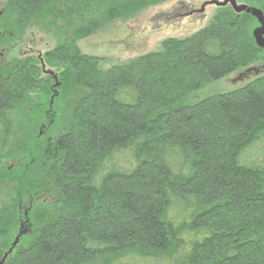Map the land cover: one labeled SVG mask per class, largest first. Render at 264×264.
I'll return each mask as SVG.
<instances>
[{"label":"trees","instance_id":"16d2710c","mask_svg":"<svg viewBox=\"0 0 264 264\" xmlns=\"http://www.w3.org/2000/svg\"><path fill=\"white\" fill-rule=\"evenodd\" d=\"M168 1L0 0V37L58 36L61 22L76 42ZM238 1L264 12V0ZM258 25L217 8L191 36L108 69L64 39L41 54L57 80L39 55L0 56V171L21 163V191L0 209V264H264V73L197 97L264 62ZM43 122L61 127L41 139ZM48 193L33 237L13 240L21 206Z\"/></svg>","mask_w":264,"mask_h":264},{"label":"rangeland","instance_id":"374dc122","mask_svg":"<svg viewBox=\"0 0 264 264\" xmlns=\"http://www.w3.org/2000/svg\"><path fill=\"white\" fill-rule=\"evenodd\" d=\"M205 1L207 0H170L164 4L152 6L143 11L136 12L127 19L116 20L106 24L93 35L83 37L76 42L73 40L71 27L62 28L61 22L58 23L61 28L58 36L44 31L35 33V30L27 31L24 35L20 36L22 38L21 40L9 41L7 38H1V36L0 56L3 61H9L17 57L23 58L28 54H33L37 58L38 55L40 57V54H44L48 50L55 48L57 44L64 42L65 39L68 42L76 43L81 53L98 57L101 61V67L108 69L114 65L129 62L139 56L159 51L163 41L169 38L183 39L206 27L217 12V8L214 6L208 7L206 14L196 19L194 17H189L186 19L167 21L164 18H159L162 17L163 14L172 13L174 10L199 9ZM4 7V3H0V14L4 12ZM2 26L3 18L2 15H0V28H2ZM263 65L264 62L253 65L250 68L257 66L262 67ZM246 71L247 69H243L232 74L226 79L208 87L205 91L199 93L197 97L203 99L201 97L206 96V94L227 92L238 88L256 76V73L251 72L250 74L252 75L250 80L246 79V76L242 77L243 74H246ZM53 84L55 85V83ZM55 91L56 89H53V96H51L49 100L53 106L48 109V112L56 110L58 115L62 106L60 105L61 101H59V94L55 95ZM37 102H39V99H37ZM23 114L22 112L13 115L15 124L12 129L13 133L16 130L15 127L19 126L20 123L23 124V126L27 125L28 121L25 120L23 117L25 115ZM44 123L45 122L41 123L36 130L37 137L41 139L54 137L56 131L61 127L60 125L59 128L54 130V128H52L53 126L47 123L46 125L48 128H44ZM53 133L55 134L54 136ZM16 138L17 137H15L14 140ZM19 166H21V163L16 159H9V161H5L3 164V170L1 169L0 171V209H2L5 204H10L20 190V179L18 178ZM42 199L40 203H35V200L31 199L21 206V214L25 216L23 220H21L17 236L13 240L19 241L21 235L29 239L33 237L37 221L46 212V205L50 207L53 202L52 196H50L49 193L45 194ZM35 205H37L38 210L40 209L44 213H40V215L35 214L33 216L32 209L36 207ZM2 239L3 236L2 233H0V243ZM21 245L24 246L25 241H20L17 249L20 248ZM3 256L5 255H2V259L4 258Z\"/></svg>","mask_w":264,"mask_h":264},{"label":"water","instance_id":"95a60500","mask_svg":"<svg viewBox=\"0 0 264 264\" xmlns=\"http://www.w3.org/2000/svg\"><path fill=\"white\" fill-rule=\"evenodd\" d=\"M214 6L216 8H226L231 7L234 12L238 15L246 13L255 18L258 22V27L253 31V38L256 42V45L259 49L264 51V12L256 7H250L247 4L240 3L238 0H207L205 1L199 9L186 10L182 14L174 17L180 19H186L189 17H194L195 19L204 16L208 7ZM161 19V18H160ZM259 37V38H258ZM41 55V54H40ZM42 55L39 57L41 61L42 70L47 75L55 76V73L52 70L46 69L44 61L41 59ZM252 72L258 71L257 68H254ZM251 70H247L246 74H243L242 77H245L247 74H250ZM56 77V76H55ZM57 80V77L55 78ZM16 243L14 244V246Z\"/></svg>","mask_w":264,"mask_h":264},{"label":"flooded vegetation","instance_id":"af4514ba","mask_svg":"<svg viewBox=\"0 0 264 264\" xmlns=\"http://www.w3.org/2000/svg\"><path fill=\"white\" fill-rule=\"evenodd\" d=\"M187 9H184V10H174L172 13H167V14H163L162 15V17H159V18H164V19H166L167 21H170V20H178V19H180V18H175L174 19V17H176V16H178V15H180V14H182L184 11H186ZM188 10H191V9H188ZM193 17V16H192ZM254 68H257V70L258 71H256V75H259L260 73H264V65L262 66V67H252V68H249L250 70H251V72L253 71V70H255ZM249 69H247V70H249ZM44 73V72H43ZM254 73H255V71H254ZM251 75L252 74H247L246 75V79H249L250 80V78H251ZM43 127L45 128H48L47 127V125L46 124H44L43 125Z\"/></svg>","mask_w":264,"mask_h":264},{"label":"snow or ice","instance_id":"6c2138e0","mask_svg":"<svg viewBox=\"0 0 264 264\" xmlns=\"http://www.w3.org/2000/svg\"><path fill=\"white\" fill-rule=\"evenodd\" d=\"M259 38V37H258Z\"/></svg>","mask_w":264,"mask_h":264}]
</instances>
